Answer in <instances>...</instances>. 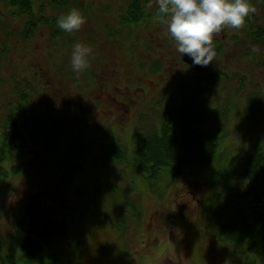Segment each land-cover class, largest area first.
I'll use <instances>...</instances> for the list:
<instances>
[{"label": "rangeland", "instance_id": "1", "mask_svg": "<svg viewBox=\"0 0 264 264\" xmlns=\"http://www.w3.org/2000/svg\"><path fill=\"white\" fill-rule=\"evenodd\" d=\"M67 1L86 5L80 10L85 23L67 33L65 41H54L45 25L24 37L26 16L0 0V130L10 113L28 118L34 106L41 118L49 114L68 133L56 150L44 143L18 146V173L14 161L4 163L0 264H40L25 256L15 240V215L32 195L68 224L65 235L44 244L45 264H174L172 259L177 264L179 259L183 264H241L239 253L215 238L207 199L221 190V174L229 172L242 150L264 139V41L251 37L252 29L264 25V0H252L255 11L239 29L224 26L214 34V46L222 42L224 51L203 74L223 73L218 85L201 80L182 61L166 18L153 16L129 27L122 18L131 0ZM35 4L36 12L42 6L49 17L64 10L51 0ZM157 8L153 0L148 11ZM77 42L92 49L81 72L70 62ZM32 84L34 90H27ZM100 86L105 90H96ZM24 94H30L31 103L20 106ZM171 98L177 105L207 110L212 119L206 129L219 127L224 140L209 166L176 180L167 172L153 179L139 171L133 142L137 133L158 126ZM113 136L127 148L126 157L104 162L103 143L110 144ZM72 137L83 141L85 153L81 167L65 178L61 157ZM132 203L138 206L134 213Z\"/></svg>", "mask_w": 264, "mask_h": 264}, {"label": "trees", "instance_id": "2", "mask_svg": "<svg viewBox=\"0 0 264 264\" xmlns=\"http://www.w3.org/2000/svg\"><path fill=\"white\" fill-rule=\"evenodd\" d=\"M8 1L18 9V15L26 16L21 29L24 37H31L39 26L45 25L51 30L54 41H65L68 32L57 27L58 16H47L42 6H38L41 10L36 12L35 0ZM152 1L131 0L122 18L123 24L131 27L158 16V8L154 13L148 11ZM249 2L251 5L252 0ZM51 4L54 8L64 9L66 12L68 8L81 10L86 7L83 2L77 1L69 5L67 0H51ZM64 10L63 13H66ZM251 37L264 41V25L252 29ZM215 51L216 55L222 54V42L215 46ZM203 73H199L198 78L214 85L219 84L223 74L218 70L207 75ZM33 87L34 84L27 86V90H34ZM29 96L30 94L23 95L20 106L31 103L30 99H27ZM176 103L171 98L162 111L158 126L151 132H139L134 138L133 152L137 167L141 173L153 179H160L162 172H167L176 180L209 166L218 152L221 139L224 140L219 127L215 130L206 129L205 122L212 119L207 110L204 111L193 104ZM35 108H30L28 118L15 117L13 112L10 113L0 130V184L8 175L4 167L8 160L14 161L12 169L15 173L20 171L21 165L18 160L15 161V150L18 146L40 147L44 143L56 150L61 146V140L68 137L62 123L52 119L49 114L46 118H41V112ZM205 114L207 117H204ZM116 139L113 136L110 144L103 143L104 162L109 158L119 161L125 159L127 148ZM17 142H20L19 145ZM66 147L61 157L65 178L72 176L81 167L85 153L84 143L79 137H72ZM219 180L221 190L212 192L207 199L211 212L208 224L215 238L233 247L242 258L241 264H264V139L250 143L243 149L229 172L221 174ZM132 207L133 213L136 212L138 206L136 208L135 203H132ZM15 227V240L22 253L40 264H45L44 244L65 235L68 230L67 222L47 211L37 195L30 196L23 203L15 215ZM4 250V242L0 239V256Z\"/></svg>", "mask_w": 264, "mask_h": 264}, {"label": "clouds", "instance_id": "3", "mask_svg": "<svg viewBox=\"0 0 264 264\" xmlns=\"http://www.w3.org/2000/svg\"><path fill=\"white\" fill-rule=\"evenodd\" d=\"M158 17L166 18L167 32L175 41V50L182 57H191L192 64L206 66L213 61L216 51L214 34L222 27L239 29L250 12L255 9L249 0H156ZM85 17L79 9L72 8L58 16L57 27L72 33L81 28ZM92 49L77 42L72 46L70 62L76 72L88 67ZM182 233L177 231V238ZM178 259H172L177 264ZM180 264L183 261L179 259Z\"/></svg>", "mask_w": 264, "mask_h": 264}, {"label": "water", "instance_id": "4", "mask_svg": "<svg viewBox=\"0 0 264 264\" xmlns=\"http://www.w3.org/2000/svg\"><path fill=\"white\" fill-rule=\"evenodd\" d=\"M182 61L184 62V63H186L187 65H189V66H191L192 68H193V70L195 71V72H197V73H203L204 71H205V69H206V67L208 66V65H206V66H201V65H198V64H192V62H191V57H189L188 55H183L182 57Z\"/></svg>", "mask_w": 264, "mask_h": 264}, {"label": "flooded vegetation", "instance_id": "5", "mask_svg": "<svg viewBox=\"0 0 264 264\" xmlns=\"http://www.w3.org/2000/svg\"><path fill=\"white\" fill-rule=\"evenodd\" d=\"M49 87V86H48ZM50 90H56L54 87L53 88H50ZM96 90H105L104 88H103V86H100L99 88H97ZM140 90H146V88L145 87H140Z\"/></svg>", "mask_w": 264, "mask_h": 264}]
</instances>
